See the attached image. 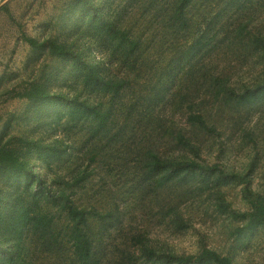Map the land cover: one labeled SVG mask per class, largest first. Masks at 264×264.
Segmentation results:
<instances>
[{
    "label": "rangeland",
    "instance_id": "rangeland-1",
    "mask_svg": "<svg viewBox=\"0 0 264 264\" xmlns=\"http://www.w3.org/2000/svg\"><path fill=\"white\" fill-rule=\"evenodd\" d=\"M91 1L106 17L141 36L136 56L125 57L117 43L94 29L77 0H0V144L15 145V137L64 141V161L50 166L34 151L18 149L43 184L46 180L59 187L69 171H93L75 193L79 205L111 209L114 220L119 219L101 236L105 250L116 251V245L122 247L133 233L144 231L153 246L176 255H195L207 246L233 264H264V225L250 228L244 216L252 209L248 192H264V101L239 104L216 95L226 91L225 85L240 90L264 73V55L254 43L255 35L264 34V0H195L189 25L177 32L161 7L169 0ZM26 36L72 46L102 76L124 81V89L116 97L91 94L69 59L47 47L32 48ZM33 82L63 93L59 106L75 97L110 105L116 121L94 146L84 130L87 123L75 127L68 116L54 114L49 101L18 95ZM197 104L215 132L187 122L189 113L199 111ZM179 131L199 145L198 157L190 158L218 164L234 176L218 186L194 179L161 187L159 178H142L154 161L152 154L174 158L184 153L175 140ZM39 184L26 190L25 177L0 174L4 194L22 193L29 199ZM54 211L57 232L65 233L63 243L52 247L28 240L30 264H70L74 258L66 214ZM173 212L187 225L171 222ZM135 264L165 263L140 258Z\"/></svg>",
    "mask_w": 264,
    "mask_h": 264
},
{
    "label": "trees",
    "instance_id": "trees-1",
    "mask_svg": "<svg viewBox=\"0 0 264 264\" xmlns=\"http://www.w3.org/2000/svg\"><path fill=\"white\" fill-rule=\"evenodd\" d=\"M195 0H169L162 9L169 14V24L173 31L184 30L188 26V15ZM86 11L89 23L101 35L110 41L117 43L115 48L122 50L125 57L136 56L142 48L141 36H135L130 29L118 25L104 15L91 0H77ZM159 12V11H158ZM34 49H47L53 55L69 59L72 65L81 73V83L95 96H119L124 89V81L112 80L102 76L101 71L92 63L82 58V53L55 40L39 41L33 37H24ZM254 43L264 55V34L254 36ZM226 91L216 93L223 97L235 100L239 104H256L264 101V73L253 84L244 85L240 90L225 85ZM19 96L49 101L54 114L68 116L69 123L82 129L87 123L86 136L91 144L97 146L101 136L110 131V125L115 123L116 117H112L111 107L98 103H90L80 100L78 97L63 99L61 106L57 100L62 98L63 93H51L43 85L33 82L29 87L18 93ZM199 111H194L186 117L192 128L215 132V126L208 122L207 114L201 111L199 104L195 105ZM193 110V109H192ZM17 138V139H16ZM176 143L181 146L184 153L177 157H164L159 153L152 154L154 161L146 166V181L160 179V186L165 187L175 183L181 184L201 179L208 185L212 183L218 186L233 177L225 172L218 164H203L195 158L199 154V145L187 137L184 132H178ZM15 145L0 144V174L5 177L21 179L25 177L26 190L33 187L35 181L39 182L38 191L27 199L22 193L0 192V264H30L25 257V250L30 249L27 241L35 239L45 245L55 247L63 243L65 233L58 230L57 217L54 209L62 210L68 220L67 240L70 242L74 258L70 264H135L140 258L161 263L176 264H233L230 257L222 255L218 251L202 246L197 254L190 256L176 255L175 253L155 247L146 236L147 232H135L125 241L122 247L116 245V251L105 250V236L110 231L109 226L119 222L114 220V212L110 209L100 212L95 206L79 205L75 190L90 177L92 170L87 167L78 171H69L68 179L60 183L59 187L45 184L38 178L30 167L28 161L22 157L18 146H23L36 153L38 159L47 165L64 161L67 145L63 140L47 142L41 138L15 137ZM18 142V144H17ZM94 160L96 157H92ZM67 176V175H66ZM36 178L33 179V178ZM62 178V177H61ZM65 178V177H63ZM252 209L245 214L247 225L252 228L264 225V192H248ZM170 219L178 227L187 225L186 220L178 212ZM109 218H113L110 221ZM96 225L94 226V220ZM110 224H109V223ZM114 222V223H113ZM27 243V245H26ZM133 250L137 251L135 255Z\"/></svg>",
    "mask_w": 264,
    "mask_h": 264
}]
</instances>
